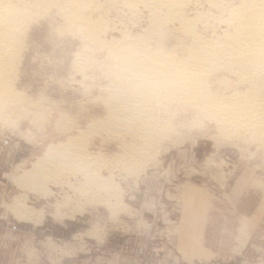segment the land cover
I'll return each mask as SVG.
<instances>
[{
    "label": "rangeland",
    "instance_id": "1",
    "mask_svg": "<svg viewBox=\"0 0 264 264\" xmlns=\"http://www.w3.org/2000/svg\"><path fill=\"white\" fill-rule=\"evenodd\" d=\"M208 7L202 0L188 6V13H211ZM114 17H108L111 23L121 17L117 21L129 25L125 17ZM67 20L53 10L31 22L17 58L13 85L25 104L9 113L8 121H0V264H82V255L92 256L91 263L106 264L115 253L134 255L135 264H264L262 150L247 140H225L212 124L198 130L185 121L182 133L153 153L145 166L113 164L112 179L101 169L117 185L121 204L116 208L97 197L79 200L81 178L70 180L77 181L75 193L67 188L63 192L55 183L64 181L59 175L43 173L52 178L46 188L61 191L58 201L66 193L74 199L60 207V219L53 218L55 200L15 179H22L50 145H66L79 127L105 117V54ZM120 37L118 31L101 36L106 41ZM98 135L90 137L88 151L99 150L106 157L119 153L116 138ZM22 195L26 211L35 210L29 211V222L7 209ZM38 210L43 219H35Z\"/></svg>",
    "mask_w": 264,
    "mask_h": 264
},
{
    "label": "bare ground",
    "instance_id": "2",
    "mask_svg": "<svg viewBox=\"0 0 264 264\" xmlns=\"http://www.w3.org/2000/svg\"><path fill=\"white\" fill-rule=\"evenodd\" d=\"M201 1L0 0V121H8L9 113L24 107L25 99L16 95L12 77L26 31L38 17L58 12L68 19L69 27L105 54L106 62L100 65L107 82L101 87L105 117L83 130L78 126L77 135L67 137L66 145H50L21 174L22 179L15 178L55 200L53 218L60 219V207L74 202L67 193L63 201L58 198L64 188L78 190L77 181L70 182L76 178L83 182L79 200L97 197L112 201L107 206L116 208L121 204L117 185L110 184L101 169L112 179L113 164L130 169L136 162L148 161L182 133L179 129L186 126L185 121L187 127L198 130L212 124L225 140H247L264 156V0H204L211 13L195 10L190 15L188 6ZM116 15L125 17L129 25L118 22L121 17L114 19L119 25L111 23L108 17ZM130 27L139 33L133 34ZM108 31H118L121 37L103 40L102 34ZM96 133L116 138L119 153L106 157L99 150L88 151L90 137L99 136ZM43 173L64 180L55 182L59 193L46 188ZM19 198L14 197L15 204L7 209L29 222L33 209L26 211L27 201ZM43 216L41 210L35 219Z\"/></svg>",
    "mask_w": 264,
    "mask_h": 264
},
{
    "label": "crops",
    "instance_id": "3",
    "mask_svg": "<svg viewBox=\"0 0 264 264\" xmlns=\"http://www.w3.org/2000/svg\"><path fill=\"white\" fill-rule=\"evenodd\" d=\"M86 254H88L86 252ZM93 255V254H92ZM94 256V255H93ZM92 256L89 255H82L80 262L82 264H104V262L95 260L93 263L89 262L88 259H91ZM63 264H72L70 263V261H67ZM106 264H135V257L134 255L130 256V255H123V254H118L115 253L113 254V257L107 259V263Z\"/></svg>",
    "mask_w": 264,
    "mask_h": 264
}]
</instances>
